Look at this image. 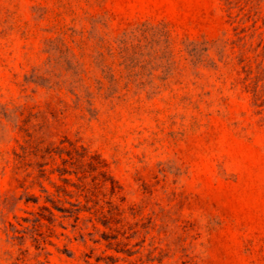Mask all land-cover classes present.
Wrapping results in <instances>:
<instances>
[{
	"label": "rangeland",
	"instance_id": "1",
	"mask_svg": "<svg viewBox=\"0 0 264 264\" xmlns=\"http://www.w3.org/2000/svg\"><path fill=\"white\" fill-rule=\"evenodd\" d=\"M0 264H264V0H0Z\"/></svg>",
	"mask_w": 264,
	"mask_h": 264
},
{
	"label": "trees",
	"instance_id": "2",
	"mask_svg": "<svg viewBox=\"0 0 264 264\" xmlns=\"http://www.w3.org/2000/svg\"><path fill=\"white\" fill-rule=\"evenodd\" d=\"M123 43H125V42H123Z\"/></svg>",
	"mask_w": 264,
	"mask_h": 264
}]
</instances>
